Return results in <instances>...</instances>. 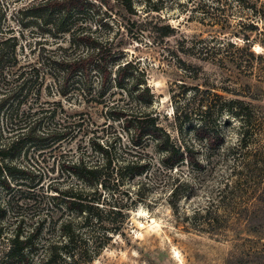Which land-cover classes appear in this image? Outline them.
I'll use <instances>...</instances> for the list:
<instances>
[{
    "label": "trees",
    "instance_id": "trees-1",
    "mask_svg": "<svg viewBox=\"0 0 264 264\" xmlns=\"http://www.w3.org/2000/svg\"><path fill=\"white\" fill-rule=\"evenodd\" d=\"M118 2L125 10L133 11V0ZM239 2L253 17L247 24L246 41H250L249 34L257 33L261 35L258 42L264 48V3ZM88 5L87 0H28L13 9L10 18L13 17L22 28L33 26L52 38L62 34L68 37L67 46L58 44L50 50L36 41L34 44L42 45L38 54L35 60L24 65H19L16 37L6 36L11 31L0 35V119L4 118L6 124L21 121L20 124H33L18 127L10 141L0 147V185L8 192L25 193V199L16 205L21 211L16 213L13 212L11 192L6 200H0V236L8 242L4 260L8 264H91L107 247L113 234L120 233L125 224L126 206L111 200L116 192L128 195L129 190L122 187L124 184L139 180L131 200L136 205L143 202L141 193L145 184L141 178L158 179L163 171V176L168 179L163 184L168 188L167 199L173 203L171 209L178 212L176 198L184 193L193 195L194 176H198L204 186L206 179L217 174V167L225 164L228 173L222 176L223 188L217 190L215 198L208 197L206 204L193 208L191 213L184 212V219L189 223L186 228L207 232L206 228L220 227L227 219L225 216L220 222L222 214L228 215L236 209L232 203L238 191L253 195L254 202L243 206L246 228L252 235L245 239L249 245L243 244L241 256L229 258L227 264H264V165L255 159L261 155V150L248 151L256 134L245 136L244 132L239 142L226 145L218 126L210 127L206 122L205 115L212 110L213 102L205 98L198 107L193 138L174 139L156 123V115L145 111L153 94L143 78L144 73L138 72L132 60H122L112 54L106 39L93 36L82 21L79 22ZM170 31L167 27L165 33ZM29 46L30 52L34 53L36 48L32 49V44ZM47 76L55 84L58 95L103 104L110 119L130 125L126 127L128 141H94L89 146L90 155L83 152L69 160H61V171L77 183L53 188L55 194L49 196L34 193V189L43 187L41 174L12 163L15 151L19 154L25 147L44 149L67 134L66 130L56 126L53 131H42L39 126L42 118L32 117L37 112L32 113L27 104L34 83ZM115 92L124 95L125 100L121 103L110 100ZM225 103V111L238 118L244 127L255 121L248 102L234 98ZM137 104L140 106L134 109L133 105ZM178 108L175 107L176 113ZM182 119L186 122L187 114ZM72 127H69L70 131L75 125ZM182 129L183 124H180L179 133ZM148 146L158 154L155 168L138 151ZM184 168L187 174L183 172ZM10 180L19 183V188L11 186ZM22 186L25 190H21ZM10 212L14 219L2 227Z\"/></svg>",
    "mask_w": 264,
    "mask_h": 264
},
{
    "label": "rangeland",
    "instance_id": "rangeland-1",
    "mask_svg": "<svg viewBox=\"0 0 264 264\" xmlns=\"http://www.w3.org/2000/svg\"><path fill=\"white\" fill-rule=\"evenodd\" d=\"M87 1L90 5L79 22L82 21L93 36L106 39L112 54L122 60H132L138 72L144 73L143 78L153 94L145 111L156 115L157 124L174 139H192L193 124L198 122V107L205 98H210L213 106L205 115L207 124L218 126L226 145L239 142L244 132L245 136L256 134L248 151L261 150V155L255 159L264 165V48L258 42L261 35L257 33L249 34L250 41H246L247 24L253 17L239 0H133V11L125 10L118 0ZM253 1L258 5L264 3V0ZM26 2L28 0H0V35L11 31L6 36L16 37L19 65L35 60L42 46L34 44L36 41L50 50L58 44L67 46L68 39L64 34L52 38L33 26H19L10 15L14 13L13 9ZM167 27L171 28L169 34L165 33ZM29 44L32 49L36 48L34 53L30 52ZM91 75L96 82L94 74ZM234 98L243 99L250 105L255 121L246 125L248 127L225 111V101ZM110 100L121 103L125 97L115 92ZM27 104L32 113L37 112L32 117L42 118V124H39L42 131H53L56 126L67 132L44 149L25 147L19 154L15 151L12 163L26 166L42 176L43 187L34 189L35 194L53 195V188L77 183L61 171V160H69L83 152L89 154V146L94 141L118 142L121 139L126 142L129 139L126 131L129 124L110 119L103 104L58 95L49 76L34 83ZM139 106L133 105L134 109ZM185 114L186 122H182ZM20 123L6 124L4 118L0 119V147L10 141L18 127L33 125ZM180 124H183L182 133L178 131ZM73 125L75 127L70 131L69 127ZM138 151L156 167L158 154L152 147ZM220 167L214 177L206 179L204 186H201L200 178L194 176L193 195L184 193L185 197L182 194L176 198L178 212L171 209L173 203L167 199L168 188L163 184L168 179L163 176V171L158 179L141 178L145 184L141 193L143 202L136 205L131 200L139 180L124 184L122 187L129 190L128 195L116 192L111 200L126 206L125 224L120 233L113 234L107 247L91 264H227L229 258L240 257L243 244L249 245L245 239L252 236L246 228L243 206L254 202L253 195L238 191L232 203L236 209L228 215L222 214L220 222L225 216L227 218L221 222L223 225L206 228L207 232L187 229L189 223L183 216L184 212L191 213L193 208L206 204L208 197L215 198L217 190L223 188L222 176L228 172L225 164ZM183 172L187 174L186 168ZM10 184L19 188V183L13 180ZM10 192L0 185V200L12 195L13 212L21 211L16 205L25 199V193L14 190L9 195ZM13 219L14 214L10 212L2 227ZM7 244V239L0 236V264H8L4 260Z\"/></svg>",
    "mask_w": 264,
    "mask_h": 264
}]
</instances>
